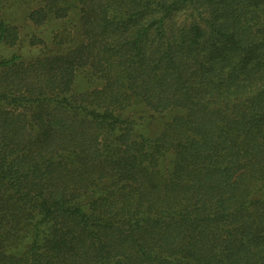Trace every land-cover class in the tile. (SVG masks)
I'll return each instance as SVG.
<instances>
[{
  "label": "trees",
  "instance_id": "obj_1",
  "mask_svg": "<svg viewBox=\"0 0 264 264\" xmlns=\"http://www.w3.org/2000/svg\"><path fill=\"white\" fill-rule=\"evenodd\" d=\"M0 264H264V0H0Z\"/></svg>",
  "mask_w": 264,
  "mask_h": 264
}]
</instances>
